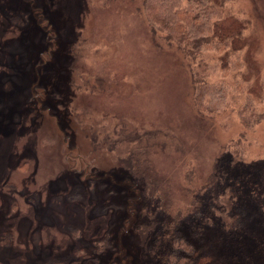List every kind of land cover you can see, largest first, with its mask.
Instances as JSON below:
<instances>
[{
    "label": "rangeland",
    "instance_id": "rangeland-1",
    "mask_svg": "<svg viewBox=\"0 0 264 264\" xmlns=\"http://www.w3.org/2000/svg\"><path fill=\"white\" fill-rule=\"evenodd\" d=\"M146 3L0 0V264H164L142 254L154 178L197 264H264V0H227L231 48L180 45Z\"/></svg>",
    "mask_w": 264,
    "mask_h": 264
},
{
    "label": "trees",
    "instance_id": "trees-1",
    "mask_svg": "<svg viewBox=\"0 0 264 264\" xmlns=\"http://www.w3.org/2000/svg\"><path fill=\"white\" fill-rule=\"evenodd\" d=\"M198 1L200 4L201 0H185V3L184 0H147L146 4L147 9L150 10L151 13L155 10L154 6L158 3L160 4L159 8L163 15H159V18L161 19H155H158L164 26L173 28L175 32H177L179 37L177 40L179 43H181L180 45H183V43L188 40L190 41L196 39V42H198L197 45H199V47L200 44H202L201 46L203 47L215 45L217 47L228 46L231 48L234 46V42L239 44L241 40L235 41V39L237 37L241 39L244 31L243 28L230 31L227 29L225 30L224 28L222 29V24L224 25L223 22L226 20H232V15L230 14L231 11L226 10L225 7L227 0H213V5L215 8H213L214 12L212 11L211 15L198 14V17L201 16L202 21H204V26L202 29H199L196 36L193 34V39L190 38L191 33L188 31H182L183 33L180 32V30L184 29V24H189V22L192 23V21L195 20L196 10H198ZM183 4H186L185 7ZM212 15L217 16L214 18L216 21L214 23L211 22L213 19ZM220 27L221 29H218ZM195 50L199 51L198 49ZM234 50L237 52L239 49L235 48ZM125 149L130 152V144H128ZM130 165L132 172L135 174L134 178L137 179L138 183L142 184V180L148 177V171L141 170L145 166V161L141 159V156H137L136 159L134 156H132V164ZM150 179L152 180V178ZM153 181V184L150 183L148 185V187L152 189L151 197H156L157 200H160L161 204L159 209L156 210H153L152 207L149 208V206L141 210L142 217L146 220L144 224L146 225L147 230L145 238L146 249H143L142 254L155 253V259L158 262L161 259V262L164 264H197L198 262H195V258L197 256H195L194 246L191 242H187L184 237V233L182 231V219L179 218V216L173 217V215L170 213L169 208H171L172 202L164 193H160L161 191H159L158 187L160 182L159 179L154 178ZM138 192L140 193L141 191L138 190L137 193ZM215 195L216 194L213 193L211 198L201 201L199 205L203 204L202 207H197V211L195 212L200 215L202 213L204 215V212H207V215H210L209 213L213 214L215 212H221L223 201L215 197ZM195 199L198 200V198ZM138 200L142 201V199ZM132 201L134 200L131 199V203L129 201L128 204L129 215H131L133 208ZM193 224V227L196 225V232L198 234H202L204 229L203 225L196 220H194ZM230 226L231 228L229 229V233H231V231L234 229V227H232L233 225ZM116 250L118 251L119 255L125 252L124 249H121L120 247H118ZM159 257L160 259H158Z\"/></svg>",
    "mask_w": 264,
    "mask_h": 264
}]
</instances>
